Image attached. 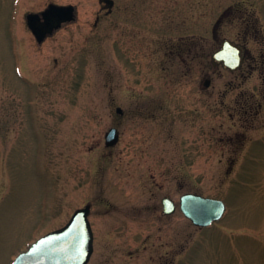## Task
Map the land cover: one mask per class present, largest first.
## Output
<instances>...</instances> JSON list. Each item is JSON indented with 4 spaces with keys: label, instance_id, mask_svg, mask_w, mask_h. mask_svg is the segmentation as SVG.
I'll use <instances>...</instances> for the list:
<instances>
[{
    "label": "rangeland",
    "instance_id": "374dc122",
    "mask_svg": "<svg viewBox=\"0 0 264 264\" xmlns=\"http://www.w3.org/2000/svg\"><path fill=\"white\" fill-rule=\"evenodd\" d=\"M113 1L0 0V264L85 206L88 264H264V0ZM49 4L77 20L39 45ZM224 39L237 72L211 63ZM188 193L224 218L195 227Z\"/></svg>",
    "mask_w": 264,
    "mask_h": 264
},
{
    "label": "water",
    "instance_id": "95a60500",
    "mask_svg": "<svg viewBox=\"0 0 264 264\" xmlns=\"http://www.w3.org/2000/svg\"><path fill=\"white\" fill-rule=\"evenodd\" d=\"M111 12L113 0H100ZM26 25L36 42L41 44L47 37L65 24L77 20L76 8L72 5L49 4L40 13H30ZM210 60L213 66L221 64L230 72H235L244 63L242 48L228 39L221 41L219 49L214 51ZM209 80L204 86H209ZM122 114L121 109H117ZM119 135L115 128L105 135V146L113 147L118 143ZM163 213L171 215L176 210L175 203L169 198L161 201ZM179 209L183 216L199 228L208 227L222 219L226 206L220 200L202 197L196 194H184L179 200ZM90 206L76 210L65 226L51 231L20 253L12 264H88L93 253V232L88 220Z\"/></svg>",
    "mask_w": 264,
    "mask_h": 264
},
{
    "label": "flooded vegetation",
    "instance_id": "af4514ba",
    "mask_svg": "<svg viewBox=\"0 0 264 264\" xmlns=\"http://www.w3.org/2000/svg\"><path fill=\"white\" fill-rule=\"evenodd\" d=\"M64 28V27H63ZM243 50H244V59L246 60V55H245V53H246V51H245V49L243 48ZM244 64H245V61H244ZM244 66V65H243ZM243 68V67H242ZM241 68V69H242Z\"/></svg>",
    "mask_w": 264,
    "mask_h": 264
}]
</instances>
